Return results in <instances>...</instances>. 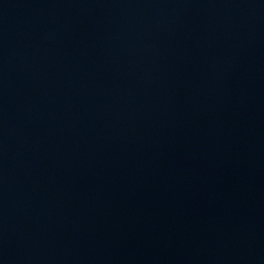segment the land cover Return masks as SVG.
I'll list each match as a JSON object with an SVG mask.
<instances>
[{
  "label": "water",
  "instance_id": "water-1",
  "mask_svg": "<svg viewBox=\"0 0 264 264\" xmlns=\"http://www.w3.org/2000/svg\"><path fill=\"white\" fill-rule=\"evenodd\" d=\"M0 264H264V0H0Z\"/></svg>",
  "mask_w": 264,
  "mask_h": 264
}]
</instances>
